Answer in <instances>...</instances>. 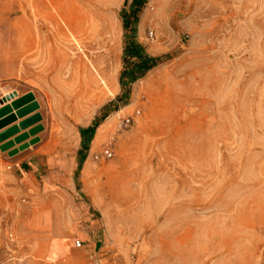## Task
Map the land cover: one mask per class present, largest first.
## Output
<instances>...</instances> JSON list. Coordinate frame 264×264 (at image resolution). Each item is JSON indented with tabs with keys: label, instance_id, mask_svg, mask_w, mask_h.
Here are the masks:
<instances>
[{
	"label": "rangeland",
	"instance_id": "obj_1",
	"mask_svg": "<svg viewBox=\"0 0 264 264\" xmlns=\"http://www.w3.org/2000/svg\"><path fill=\"white\" fill-rule=\"evenodd\" d=\"M124 1L0 0V99L34 95L25 118L40 120L18 134L40 124L26 141L47 143L75 188L78 129L120 93ZM136 38L167 57L80 168L77 197L108 231L90 261L264 264V0H146ZM8 161L0 151V261L41 262V208L65 198L26 195Z\"/></svg>",
	"mask_w": 264,
	"mask_h": 264
},
{
	"label": "crops",
	"instance_id": "obj_2",
	"mask_svg": "<svg viewBox=\"0 0 264 264\" xmlns=\"http://www.w3.org/2000/svg\"><path fill=\"white\" fill-rule=\"evenodd\" d=\"M90 123L91 121L82 127L86 128ZM33 146L9 156V161L6 164L9 166L12 176L17 183H21V189L30 197L56 194L65 198V201L58 205L62 207L59 208L61 212L58 209L56 211L55 207L50 204L46 205L45 209L41 208L42 211H46V224L37 230L45 231V236L50 238V241L41 251L44 255L41 256L42 261L32 260L27 264H92L90 255L97 248L100 249L101 245L108 240V231L104 222L91 214V205L77 197L73 180L63 183L62 168L50 167L48 160L52 158L54 152L48 150L47 143L36 148ZM87 151L82 166L86 162ZM77 156L78 151L76 152ZM79 173H81V169ZM59 212L62 214L63 220L60 219ZM76 242H79L80 245L77 246ZM39 251L35 249L31 253L37 260L40 259ZM0 264L10 263L0 261Z\"/></svg>",
	"mask_w": 264,
	"mask_h": 264
},
{
	"label": "trees",
	"instance_id": "obj_3",
	"mask_svg": "<svg viewBox=\"0 0 264 264\" xmlns=\"http://www.w3.org/2000/svg\"><path fill=\"white\" fill-rule=\"evenodd\" d=\"M145 2L146 0H131L128 9H125V5L128 3V0H125L123 8L120 10L119 15L124 31L122 68L118 77L120 93L114 100L108 102L101 108L100 114L95 116L86 128L80 127L78 129L80 149L78 150V162L75 174L76 188L80 186V181L77 176L96 129L112 112L128 105L130 86L137 80L143 78L152 68L161 64L163 59L167 57L150 55L136 38L139 14Z\"/></svg>",
	"mask_w": 264,
	"mask_h": 264
},
{
	"label": "water",
	"instance_id": "obj_4",
	"mask_svg": "<svg viewBox=\"0 0 264 264\" xmlns=\"http://www.w3.org/2000/svg\"><path fill=\"white\" fill-rule=\"evenodd\" d=\"M37 109L38 103L31 92L20 97H17L14 92L0 99V151L7 152L9 156H12L38 141L37 137L28 142L26 140L29 135L34 136L42 130L40 124L28 129V132L24 131L18 134L19 130H25L39 122L40 115L38 113H33L25 118ZM17 121L18 123H16ZM13 136L14 138L10 139ZM16 144L18 147H14Z\"/></svg>",
	"mask_w": 264,
	"mask_h": 264
},
{
	"label": "bare ground",
	"instance_id": "obj_5",
	"mask_svg": "<svg viewBox=\"0 0 264 264\" xmlns=\"http://www.w3.org/2000/svg\"><path fill=\"white\" fill-rule=\"evenodd\" d=\"M105 128H106L105 124L99 128V130H98V132H97V134H96V136L94 138L95 139L94 143H96L99 140L100 134L102 133L103 129H105Z\"/></svg>",
	"mask_w": 264,
	"mask_h": 264
},
{
	"label": "built area",
	"instance_id": "obj_6",
	"mask_svg": "<svg viewBox=\"0 0 264 264\" xmlns=\"http://www.w3.org/2000/svg\"><path fill=\"white\" fill-rule=\"evenodd\" d=\"M76 245H77V246H79V245H80V243H79V242H76Z\"/></svg>",
	"mask_w": 264,
	"mask_h": 264
}]
</instances>
